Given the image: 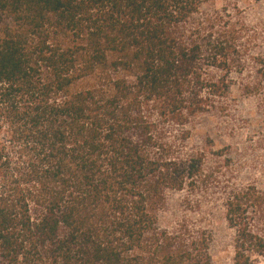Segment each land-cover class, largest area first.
Returning a JSON list of instances; mask_svg holds the SVG:
<instances>
[{
    "label": "trees",
    "instance_id": "trees-1",
    "mask_svg": "<svg viewBox=\"0 0 264 264\" xmlns=\"http://www.w3.org/2000/svg\"><path fill=\"white\" fill-rule=\"evenodd\" d=\"M208 1L0 0V264H214L207 228L160 227L204 161L167 128L186 138L249 50ZM223 206L232 264L264 259V191Z\"/></svg>",
    "mask_w": 264,
    "mask_h": 264
},
{
    "label": "rangeland",
    "instance_id": "rangeland-1",
    "mask_svg": "<svg viewBox=\"0 0 264 264\" xmlns=\"http://www.w3.org/2000/svg\"><path fill=\"white\" fill-rule=\"evenodd\" d=\"M224 13L243 32L247 29L241 40L249 50L239 55L243 66L240 73L233 68L227 97L216 109L192 119L186 138H181V126L167 128V137L172 141L176 137L178 149L201 154L204 161L195 188L168 193L167 207L160 214L163 228L182 219L193 227L207 228L214 264H232L234 230L225 220L223 206L228 191L250 184L264 191V80L255 73L252 58L264 53V1L210 0L200 5L196 17L215 19ZM211 71L221 73L220 69ZM259 81L258 91L246 93L244 86ZM253 264H264V259L255 257Z\"/></svg>",
    "mask_w": 264,
    "mask_h": 264
}]
</instances>
